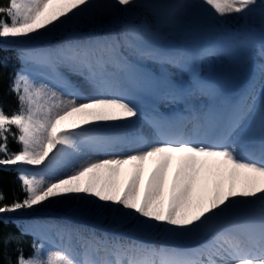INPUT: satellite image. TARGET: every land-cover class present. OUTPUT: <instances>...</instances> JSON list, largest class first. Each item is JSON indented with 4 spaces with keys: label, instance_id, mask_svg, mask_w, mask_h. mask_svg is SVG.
Masks as SVG:
<instances>
[{
    "label": "snow or ice",
    "instance_id": "6c2138e0",
    "mask_svg": "<svg viewBox=\"0 0 264 264\" xmlns=\"http://www.w3.org/2000/svg\"><path fill=\"white\" fill-rule=\"evenodd\" d=\"M117 6L145 7L138 0H111L107 5L99 0H0V38L40 39L79 24L102 8ZM198 6L206 16L221 19L233 14L248 18L259 8L264 21V0H200ZM141 40L133 32L123 38L69 41L54 49L26 53V59L47 69L51 81L70 98L62 99L46 85L37 86L27 74H16L11 91L17 94L19 109L9 115L0 107V166H18L25 195L22 200L14 196L10 204L0 203V214L33 209L54 198L88 200L133 220L143 218L146 227L162 225L185 236L203 234L204 242L179 250L80 234L78 245L73 246L70 230L63 228L57 229L58 235L63 241L67 234L69 243L45 251L51 229L33 225L31 231L41 242L33 244V255L27 258L19 249L16 264H264V103L259 142L250 144L245 138L247 123L255 115L254 83L223 109H191L187 117L175 120L152 116V140L141 134L131 139L99 134L103 128L131 127L144 116L136 98L120 87L113 70L131 68L121 53L125 45L139 55L177 66L186 58L184 53L145 49ZM261 52L264 55V42ZM208 54L212 50L197 55ZM61 68L82 77L89 91ZM197 93L215 98L219 90L196 80L182 92L170 85L162 91L165 99ZM177 120H187L197 135L176 131ZM10 137L21 146L19 151H10ZM122 144L128 151H115ZM88 149L102 151L107 158L83 159ZM126 169L131 173L121 186ZM4 200L0 192V202ZM101 252L105 255L100 256Z\"/></svg>",
    "mask_w": 264,
    "mask_h": 264
},
{
    "label": "rangeland",
    "instance_id": "374dc122",
    "mask_svg": "<svg viewBox=\"0 0 264 264\" xmlns=\"http://www.w3.org/2000/svg\"><path fill=\"white\" fill-rule=\"evenodd\" d=\"M138 2L145 5V7L128 8L127 6H117L115 9L102 8L92 17L84 19L79 24L61 29L60 31L47 35L43 38L31 41L21 40L19 38H0V44H3L6 48L11 47L16 50H23L27 66H25L20 73L27 74L29 79L34 81L37 86L45 84H43L40 80L35 79L36 74H34V72L36 67L26 59L27 52H33L36 49H40L42 51L49 50V47H51L50 45L44 47V44L46 45L48 41L60 40L62 43H65L66 40H72L74 42L78 40L79 42H87L107 37H118V33L116 32L118 27L120 28L119 30H122L123 37L125 35H130L133 32L142 36V40L139 41V43L141 47L145 49L160 54L184 53L186 58L182 61V63L186 65L188 70H193V74L196 78H204L217 84H225L227 82L229 83L231 79L240 81H244L246 79L247 81L251 76V73L252 75L254 74L252 71L253 65L255 64V58L253 57L255 49H253L252 46L255 44V38L251 37L252 32L247 30L244 33L242 32L241 35V32L231 26L235 25L244 29H250V26H258L252 24H260V22H263L261 9L258 8L251 15V17L248 18H241L240 16L233 14L227 18L221 19L216 18L214 14L212 17L206 16L202 9L198 6L200 0H188L187 3L182 0H138ZM140 19L144 22L142 25H146V27H142L141 30H136L135 27H139L140 22L134 21H139ZM103 27H107L106 33L104 34L101 33V29ZM216 27H218V31L215 30ZM37 44L42 45L37 46ZM202 44L210 47L212 53L218 54L204 55L201 58L203 59L202 66H199L198 61L200 59H197L195 56L199 53V46ZM125 48L133 52L132 55L134 59L132 60H134V64L145 65L144 69L140 70L139 68L138 71L143 79L148 80L146 82L150 83V80L155 78L156 80L161 81L162 85L183 86L189 83L190 78H187L180 70L171 72L167 69L171 66L170 63L164 62L161 59V61L157 63V59H152L151 57L145 55H139L127 46ZM124 52L127 53L126 50H124ZM127 57L129 56L127 55ZM127 60L129 61V59ZM47 88L50 89L48 86ZM50 90L53 91L52 89ZM57 95L60 96L58 93ZM121 129L123 128H103L102 130L115 135L119 134ZM2 167L18 168V166ZM25 167L33 170L32 166ZM151 167H146L147 173ZM128 170L130 169H126L123 178L121 179V186H123V184L127 181V176L131 173L128 172ZM171 171L172 170H170L169 174ZM147 173L144 172V177ZM144 177L143 180H145ZM89 205V207H86L90 208L93 204ZM37 209L38 207L35 208L34 206L33 209H22L17 210L14 213L1 215L5 221L17 224V226H19L23 231H27L36 237L37 235L31 231V227L37 223L38 225L52 226L57 235V229H59L58 227L60 225L63 226L62 219H69L86 226L93 224L94 226L100 228L107 226L108 221L110 222V225L113 224L109 219L100 218V220L97 221L96 218H88L83 215L73 219V217H69L68 214L64 216H60V214H58L63 218H59L54 222L50 218H41L43 215L51 216L53 214H57L56 212L34 213V215L37 216L31 217V215H33L30 214L31 211H36ZM34 219L37 220L35 221ZM138 223L139 224L135 227H132L134 225H130L128 227H123V229H133L136 233L140 231L141 234L139 235L142 238L145 235H153L156 237L158 234L159 229L148 231L140 225V220ZM121 227V224H119V228ZM83 230L87 229L84 228ZM160 232L165 231L162 228L159 233ZM52 233V231H49L47 236ZM166 235L170 242L176 245L188 246L192 244L193 241L202 237L203 234L193 235L186 240H184L183 237L179 238L181 241H175L176 237L174 233L167 232ZM52 236L56 238L55 234ZM154 237L152 239H154ZM34 239L38 244L40 243L37 241L40 240V238L34 237ZM47 246L48 243L45 242V251Z\"/></svg>",
    "mask_w": 264,
    "mask_h": 264
},
{
    "label": "bare ground",
    "instance_id": "6f19581e",
    "mask_svg": "<svg viewBox=\"0 0 264 264\" xmlns=\"http://www.w3.org/2000/svg\"><path fill=\"white\" fill-rule=\"evenodd\" d=\"M182 1L183 2H186V3L188 2V0H182ZM99 2L101 4H109V3H111V0H99ZM134 22H140V26L139 27H135L136 30H141L142 27H146V25H142V23L144 24V22H143L142 19H140L139 21L138 20L137 21H134ZM65 42H69V41L66 40ZM72 42H74V41H72ZM41 45L42 44H37V46H41ZM46 46L47 45L44 44V47H46ZM54 46L56 47V45H54ZM129 51H130V54H133V52L131 50H129ZM38 80H40V79H38ZM40 81L43 84H45L48 87H50V89H52L54 92L58 93L63 99L64 98L66 99L65 92L61 88L57 87L51 81V79L48 76H43ZM143 89H145V90L139 92V91L136 90L135 86H133L132 87V92H133L134 95H136L138 97H141L142 98V97H145V96H149V98H151L152 100L156 101V97L153 95V91L151 90V88L149 86L143 85ZM177 103H180V101H179L178 98L174 99L171 102V104H177ZM197 103L199 104L200 102H197ZM260 107H261V104H260ZM157 111L158 110L156 108L153 109L152 114L153 115L156 114ZM133 119H135V118H133ZM116 123H120V122H116ZM254 123L260 124V118H259V114L258 113L254 116L253 119H250L248 121L246 132L251 128V126ZM141 131L142 130L139 127L138 120H137L136 123L133 124L131 127L123 128L119 132H120V134H123V135H136V134H139ZM256 133H259V130L258 129H256V130L253 131V134L254 135ZM127 151H125V152H127ZM92 153L93 152L90 149L85 150L83 159L98 160V159H103L104 158V157L93 156ZM151 166H152V164L150 163L146 167H151ZM175 166H176V162L174 161L173 162V165H172V169H174ZM32 167H33V170H38V168H36V166H32ZM40 167H42V166H40ZM150 170H151V168H150ZM150 170H148V171L150 172ZM128 172H131V169L128 170ZM149 172L147 173V171L145 169V173H147V175H145V177H144V179H145L144 182L147 181V177H148ZM61 175H63V173H61ZM123 175L120 177V180L123 178ZM169 175L170 176H168V183L170 184V182H171V173ZM90 199H92V198H90ZM89 204H93V203H90L88 200L54 198V201L53 202H45L42 206H35V208L38 207V209L36 211H31V213L30 212L29 213L30 214H33V215H31V217H35L37 215H34V213H40V212H42V213H46V212L51 213V212H53L54 213V212H56L57 214H53L51 216L50 215H46V216L43 215V216H41V218L42 217L43 218H50V219H52L53 222L56 221V220H58L59 218H63V217H60V216H64V215H67L68 214V216L69 217L72 216L73 219H76L77 217H81V215L86 216L88 218H92V217L93 218H96L97 221H99L100 218H102V219H109L112 223H116V222L121 223L123 227H128L130 225H134L132 227H135L136 225L139 224L138 223L139 220H133L131 218H128V217L124 216L120 212H114V211H110V210H107V209H103V208L99 207L97 204H93L92 207L87 208V207L90 206ZM125 211H127V210H125ZM58 214H60V216ZM142 220H143V218H140V221H142ZM65 223L66 224H69L68 221L65 222ZM109 223L110 222L108 221L107 222V224H108L107 226H110ZM140 225L145 230H148V231L149 230H153V229H155V230L156 229H159V231H160V229L163 228V230L165 232H160L159 233V231H158V234L156 235V237H154V241L148 243L147 245L148 246H151V247H154V248H167V247L161 246L159 244V242H162L161 240H163V239H165L167 237V235H166L167 232H169V233H173V232H170V231L165 230V228L162 225L159 226V227H154V228L153 227H146L142 223ZM89 226L91 228H94V229L98 230L99 232H104L106 230V228H101L100 229V228L94 226L93 224H90ZM70 227L71 228H73V227L75 228L74 233H84L81 230V228H84V225H82V224L71 223L70 224ZM169 227H171V226H169ZM59 229H62V228H59ZM174 235L176 237L175 238V241H181L179 238H182L183 237V239L186 240V239H189V237H191L193 235H197V234L188 235V236H185V235H177V234H174ZM71 236H72V232H71ZM145 236L146 237H151L153 235H151V236L150 235H145ZM63 239L69 241L68 235L65 234ZM195 247H197V246H195Z\"/></svg>",
    "mask_w": 264,
    "mask_h": 264
},
{
    "label": "trees",
    "instance_id": "16d2710c",
    "mask_svg": "<svg viewBox=\"0 0 264 264\" xmlns=\"http://www.w3.org/2000/svg\"><path fill=\"white\" fill-rule=\"evenodd\" d=\"M4 3L7 0H3ZM21 55L15 50L0 48V107L6 114H12L19 109L17 94L11 91L13 81L21 67ZM13 131L15 129L13 128ZM20 145L9 138L10 151H19ZM19 173L14 168L0 166V192L5 200L0 203L10 204L14 196L23 199L24 193L21 189ZM11 238L9 243H4L6 238ZM19 249L27 258L33 255V241L27 234H24L13 222H5L0 217V264H16Z\"/></svg>",
    "mask_w": 264,
    "mask_h": 264
}]
</instances>
